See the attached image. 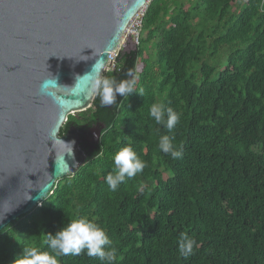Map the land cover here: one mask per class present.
<instances>
[{"label":"trees","instance_id":"1","mask_svg":"<svg viewBox=\"0 0 264 264\" xmlns=\"http://www.w3.org/2000/svg\"><path fill=\"white\" fill-rule=\"evenodd\" d=\"M116 64L104 76L133 70L134 92L109 107L97 96L69 117L105 133L85 166L2 230L0 264L26 245L48 250L46 234L84 216L106 231L114 264H264V0H153L140 45L127 44ZM153 103L180 114L173 130L150 117ZM161 135L180 157L158 149ZM125 146L147 166L111 191L105 177ZM182 234L197 241L187 258ZM58 260L101 264L85 253Z\"/></svg>","mask_w":264,"mask_h":264},{"label":"water","instance_id":"2","mask_svg":"<svg viewBox=\"0 0 264 264\" xmlns=\"http://www.w3.org/2000/svg\"><path fill=\"white\" fill-rule=\"evenodd\" d=\"M151 1L0 0V233L40 208L96 151L104 126L91 139L71 126L61 135L69 117L90 110L97 97L73 96L67 87L97 60L108 72L109 55ZM50 76L67 109L41 93ZM60 139L74 142L73 152Z\"/></svg>","mask_w":264,"mask_h":264},{"label":"clouds","instance_id":"3","mask_svg":"<svg viewBox=\"0 0 264 264\" xmlns=\"http://www.w3.org/2000/svg\"><path fill=\"white\" fill-rule=\"evenodd\" d=\"M124 42L123 39L122 44ZM104 70L105 62L103 59L97 60L89 73L82 77L77 76L75 85L67 88L72 89L71 94L73 96L85 94L98 96L103 107L116 104L118 95L126 98L134 92L136 78L133 70L129 69L126 73L128 78L123 80H117L115 77H105L102 75ZM58 88L61 87L57 85V80L50 76L42 82L40 91L42 94L51 96L62 110L67 109L70 105L59 98L54 91ZM136 93L142 97L144 89L140 88ZM149 115L157 125H162L169 131L173 130L180 120V114L171 107H165L163 103H153L149 109ZM60 141L65 145H70L73 152L74 142L66 143L61 139ZM158 149L172 158L181 156V152L175 149L168 135L159 137ZM112 161L114 167L105 177V182L111 191H116L126 179L134 178L142 173L147 166L146 162L130 146H125L114 153ZM2 219L3 215H0V220ZM45 243L48 250H41L34 245L24 246L21 254L14 259L13 264H59L58 257L78 256L81 253L97 258L101 264H114L116 259V250L112 247V241L104 228L86 216L73 219L66 226H62L55 234H46ZM196 246L197 241L185 234H182L178 240V252L184 258L191 256Z\"/></svg>","mask_w":264,"mask_h":264},{"label":"built area","instance_id":"4","mask_svg":"<svg viewBox=\"0 0 264 264\" xmlns=\"http://www.w3.org/2000/svg\"><path fill=\"white\" fill-rule=\"evenodd\" d=\"M146 10L142 11L139 13L131 22L126 34L125 38L130 39V41L133 43L135 46L140 45V38L143 30V20L145 16ZM126 48L125 42L121 44L120 49L116 53H111L109 55V70L113 71L116 69L117 64H116V59L118 58L120 52Z\"/></svg>","mask_w":264,"mask_h":264},{"label":"flooded vegetation","instance_id":"5","mask_svg":"<svg viewBox=\"0 0 264 264\" xmlns=\"http://www.w3.org/2000/svg\"><path fill=\"white\" fill-rule=\"evenodd\" d=\"M69 126L77 128L79 130V132L82 133L80 137L83 140L91 139L92 136H89V135H93V136L96 135L97 130L99 128L103 127L102 124H97V125H94V126H91V127H89L88 125H82V124H80V125L71 124ZM77 126H79V127H77ZM103 133H105V131H102V135H103ZM85 145H86V143H84V145H82V146L85 147ZM94 153H95V151H94ZM94 153H92L91 155H93Z\"/></svg>","mask_w":264,"mask_h":264},{"label":"rangeland","instance_id":"6","mask_svg":"<svg viewBox=\"0 0 264 264\" xmlns=\"http://www.w3.org/2000/svg\"><path fill=\"white\" fill-rule=\"evenodd\" d=\"M124 41H125L126 44H129V45L133 46L132 43H131V41L129 39H125L124 38ZM146 53L151 56V59L152 60L155 59V49H154V47L147 49V52Z\"/></svg>","mask_w":264,"mask_h":264}]
</instances>
